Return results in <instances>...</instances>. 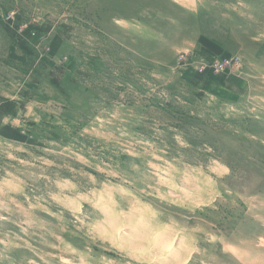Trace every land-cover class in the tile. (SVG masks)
I'll return each instance as SVG.
<instances>
[{
    "label": "rangeland",
    "instance_id": "obj_1",
    "mask_svg": "<svg viewBox=\"0 0 264 264\" xmlns=\"http://www.w3.org/2000/svg\"><path fill=\"white\" fill-rule=\"evenodd\" d=\"M0 264H264V0H0Z\"/></svg>",
    "mask_w": 264,
    "mask_h": 264
},
{
    "label": "built area",
    "instance_id": "obj_2",
    "mask_svg": "<svg viewBox=\"0 0 264 264\" xmlns=\"http://www.w3.org/2000/svg\"><path fill=\"white\" fill-rule=\"evenodd\" d=\"M216 69H217V66H216Z\"/></svg>",
    "mask_w": 264,
    "mask_h": 264
}]
</instances>
